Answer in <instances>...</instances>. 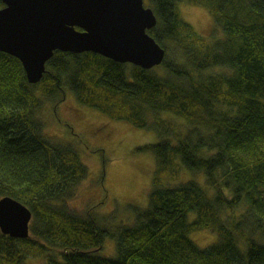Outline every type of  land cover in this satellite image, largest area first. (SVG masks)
Instances as JSON below:
<instances>
[{
  "label": "trees",
  "instance_id": "obj_1",
  "mask_svg": "<svg viewBox=\"0 0 264 264\" xmlns=\"http://www.w3.org/2000/svg\"><path fill=\"white\" fill-rule=\"evenodd\" d=\"M147 1L158 21L148 33L166 50L152 70L57 51L33 85L0 52V200L32 212L28 239L0 231V264H264V0ZM183 1L211 15L212 41L181 17ZM68 92L159 139L139 149L157 163L147 207L114 228L71 207L90 171L42 117ZM205 230L218 239L201 248L190 236ZM109 239L115 258L100 255Z\"/></svg>",
  "mask_w": 264,
  "mask_h": 264
},
{
  "label": "water",
  "instance_id": "obj_2",
  "mask_svg": "<svg viewBox=\"0 0 264 264\" xmlns=\"http://www.w3.org/2000/svg\"><path fill=\"white\" fill-rule=\"evenodd\" d=\"M0 52L18 59L30 84H38L57 51L95 53L146 70L160 66L166 50L148 33L157 25L144 0H1ZM32 212L11 197L0 200V231L30 237Z\"/></svg>",
  "mask_w": 264,
  "mask_h": 264
},
{
  "label": "rangeland",
  "instance_id": "obj_3",
  "mask_svg": "<svg viewBox=\"0 0 264 264\" xmlns=\"http://www.w3.org/2000/svg\"><path fill=\"white\" fill-rule=\"evenodd\" d=\"M144 3L148 7V1L144 0ZM178 9L181 17L198 35L208 42L212 41L214 22L205 8L183 1ZM67 96L57 107L46 105L42 117L47 122L49 135L77 146L82 161L90 171L89 180L81 185V191L71 202V207L77 210L94 208L95 216L106 219L114 228L119 221L131 219L130 206L147 207L157 163L153 154L139 149L156 144L159 139L154 132L135 129L125 121H113L94 109L80 105L70 92ZM176 122L186 124L180 119ZM187 178L186 174L180 175L174 183ZM196 179L202 182L199 175ZM166 182L171 183V179ZM113 214L114 222L110 221ZM190 237L201 248H207L218 239L217 234L210 230L193 233ZM100 255L115 258V241L107 240ZM26 264L45 263L43 259H29Z\"/></svg>",
  "mask_w": 264,
  "mask_h": 264
}]
</instances>
